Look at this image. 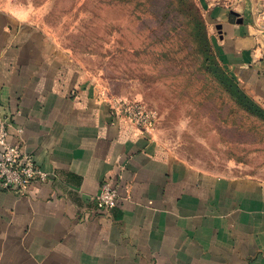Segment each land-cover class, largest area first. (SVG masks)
<instances>
[{
  "label": "crops",
  "instance_id": "0c3cea01",
  "mask_svg": "<svg viewBox=\"0 0 264 264\" xmlns=\"http://www.w3.org/2000/svg\"><path fill=\"white\" fill-rule=\"evenodd\" d=\"M213 17L227 70L264 106V28ZM108 98L40 30L0 9V116L49 174L23 193L0 186V264H264V180L179 160ZM105 180L119 192L110 212L96 199Z\"/></svg>",
  "mask_w": 264,
  "mask_h": 264
},
{
  "label": "rangeland",
  "instance_id": "374dc122",
  "mask_svg": "<svg viewBox=\"0 0 264 264\" xmlns=\"http://www.w3.org/2000/svg\"><path fill=\"white\" fill-rule=\"evenodd\" d=\"M0 9L40 30L104 95L153 110V138L179 160L264 180V106L211 37L216 10L264 28V0H0Z\"/></svg>",
  "mask_w": 264,
  "mask_h": 264
},
{
  "label": "built area",
  "instance_id": "2783aa9c",
  "mask_svg": "<svg viewBox=\"0 0 264 264\" xmlns=\"http://www.w3.org/2000/svg\"><path fill=\"white\" fill-rule=\"evenodd\" d=\"M106 100L110 109L121 119L152 133L157 115L143 102L123 97H110ZM12 120V116H0V186L5 190L23 193L34 181L46 182L49 179V174L37 164L33 154L25 152L11 143ZM18 132L22 134L23 128H19ZM118 198V187L109 180H105L96 198L98 208L110 212L116 207Z\"/></svg>",
  "mask_w": 264,
  "mask_h": 264
},
{
  "label": "trees",
  "instance_id": "16d2710c",
  "mask_svg": "<svg viewBox=\"0 0 264 264\" xmlns=\"http://www.w3.org/2000/svg\"><path fill=\"white\" fill-rule=\"evenodd\" d=\"M238 92H239V90H238ZM239 96H242V99H241L242 101H241L240 103H242V104H244V102L247 103V102H246L245 95H243V94L240 92ZM243 101H244V102H243ZM251 109H252V107H251ZM248 110H249V109H248ZM261 111H262V110H261ZM262 112H264V111H262Z\"/></svg>",
  "mask_w": 264,
  "mask_h": 264
}]
</instances>
